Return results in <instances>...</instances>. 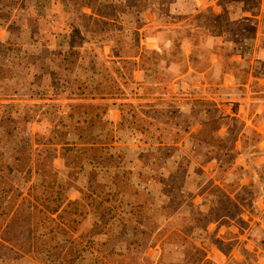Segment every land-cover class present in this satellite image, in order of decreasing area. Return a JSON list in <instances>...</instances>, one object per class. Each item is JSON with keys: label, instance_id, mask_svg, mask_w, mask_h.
<instances>
[{"label": "rangeland", "instance_id": "1", "mask_svg": "<svg viewBox=\"0 0 264 264\" xmlns=\"http://www.w3.org/2000/svg\"><path fill=\"white\" fill-rule=\"evenodd\" d=\"M77 1L0 0V67L2 68L0 71V174H3L2 170L8 168L13 170L10 179L7 180L8 183L2 185L4 200L3 225L0 229V264H49L45 253L37 252L36 246L44 243L41 234L57 225L52 222L35 227L32 213L26 210L25 203L22 202L23 197L29 195L24 196V192L32 178V175L24 171L38 165L39 153L36 151L39 147L43 149L54 147L53 144L51 146L45 141L54 135L55 126L30 125V122L36 120L35 123L46 124L55 120L57 110H54L55 105L50 100L58 98L64 90L62 85H65L61 79L72 80L64 77L62 73H66L65 69L75 68L77 56L82 52L91 51V48L96 49L82 41L87 38L83 30L74 28L76 25L80 27V24L84 28L96 27L97 38L102 35L114 40L116 45L113 53L116 55L121 54L118 52V38L120 36L122 38V34L132 25L136 26L135 21L138 20L135 11L129 13L117 11L118 8L121 9L120 4L125 1L92 0L99 12L91 14L89 18L84 14L70 11L71 6L77 4ZM126 1L128 5L134 2V0ZM163 1L168 8L174 4L178 5L176 14L179 19L176 18V14L174 19L171 14L164 13L166 16L162 21L175 20L179 23V33L176 34L178 37L175 38L177 42H180L186 32L192 34L195 38L197 63H201L206 57L205 53L215 46L205 42L210 40L208 31H215L213 27L222 22H225V26L230 23L236 26L233 28V31H236L234 35H238L239 39L236 48H239L237 50L245 59H239L241 65L236 69V74L241 81L245 78V70L248 69L247 78H250L251 89L254 87L251 91L252 99L249 98L250 101L252 100L251 107H255L251 116L259 112L260 117L256 120L255 126L252 124L241 128L238 125L233 126L234 131L238 128V136H236L238 140L240 139L238 142L229 143L216 138L213 134H209L213 128L210 125L207 127V138H212L208 142L212 148L215 146L217 154L220 153L218 160L222 163L214 168L215 162L208 159L207 166L212 165V168L205 178L206 181H203L202 199H190L184 206L179 203L181 201L178 198L175 201L170 200L169 206L173 211H178L176 208L179 205L183 207L179 210L181 213L175 212L177 213L174 214L175 219L166 223L164 227L160 225L159 216L147 222L144 226L146 230L144 239L138 237L142 229L137 235H132V239L125 238L121 246L119 235L122 234L124 225L118 222L115 216L110 215L106 219L107 216L104 214L110 208L113 209L112 211L118 209L115 205L107 206L103 202L94 204L104 213L100 212L99 217L92 220L96 227L93 232L81 230L83 219L86 217V208L80 204L78 213H73L70 217L66 215L60 217L57 223L75 231L76 236L87 233V236L83 237V253L87 260L81 264H92L93 256L108 253L109 247L103 248L100 245L101 239L95 237L97 236L95 233L104 230L108 225L114 227L115 236L112 239L114 248L128 253L132 264H141L144 257L150 258L152 264H264V33L260 32L264 29V0H250L252 13L244 17L239 16L236 20H231L232 17L227 10L217 12L214 0H209L210 3L205 8L200 0ZM29 27L30 31L27 29ZM225 30L230 31L228 27ZM164 33L166 37L171 35L169 29L164 30ZM256 36L262 37L263 40L259 39L256 42ZM73 37L79 39L77 43H72ZM247 38H249L248 44L242 45L241 42L246 41ZM106 64L103 59L97 60V66H92L96 67L93 68L96 71L95 75L99 79L105 78L104 87H118L113 84L115 78L110 76L112 72ZM248 79L245 78L244 82ZM162 86L164 83L160 84V87ZM78 87L81 89L80 85L76 88ZM69 91L71 94L72 89ZM56 92L58 94H55ZM76 92L79 93L80 90ZM160 98L163 97L160 95ZM162 103L169 105V102L162 101ZM170 104L172 106H169V111L173 115L176 104L173 102ZM159 119L162 120V117ZM68 129L59 123L57 129L59 136L64 137ZM162 130L164 133L166 127L164 126ZM44 138L46 139L43 140ZM164 141L158 138L155 142L146 145V153L155 152L157 161H162L164 157L169 159L171 163L166 166L169 170L185 168L188 158L183 151H187L188 155L192 154L193 150H190V146L188 149H182L181 145L176 146L170 142L172 139L168 137ZM226 150L232 155H222L227 152ZM161 167L162 165L158 163L156 169L159 170ZM169 176L172 179L178 178L175 173ZM184 177L188 181L186 183L189 188L196 186L197 174ZM34 182L36 183L37 180ZM174 182L178 180L168 181L171 189ZM156 183L158 184V180ZM55 190L56 188L46 189L36 186L33 192L40 197L36 201L50 198L52 200L48 202L55 205L59 199L57 197L61 196V192L52 193ZM175 190L178 195L177 192L181 189L176 187ZM98 193L91 194L93 199L105 202L107 197L102 198L97 195ZM159 195L164 199L167 198L161 193ZM90 200L91 198L86 202ZM150 200L147 201L145 208H147V216L152 218V213L159 209L161 200L159 198ZM150 203L153 207L149 206ZM82 211L84 214L81 216ZM204 214L206 215L202 216ZM53 217L56 218L57 214ZM128 229L124 236L129 235L128 231H132L131 228ZM69 245L61 243L56 250L62 249V255L67 254L71 250Z\"/></svg>", "mask_w": 264, "mask_h": 264}, {"label": "crops", "instance_id": "2", "mask_svg": "<svg viewBox=\"0 0 264 264\" xmlns=\"http://www.w3.org/2000/svg\"><path fill=\"white\" fill-rule=\"evenodd\" d=\"M122 1L125 2L120 4L121 9L118 8L117 11H135L138 20L135 21L136 26L132 25L122 34V38H118V52L121 54L114 55L116 44L112 38L102 35L97 38L96 27L84 28L80 24V27L76 25L74 28L83 30L87 38L82 41L96 49L92 50L90 47L91 51L82 52L77 56L75 68L65 69L66 73H62L64 77L72 80L61 79L65 85H62L64 90L58 98L50 100L55 105L54 110H57L55 120L46 124L35 123L36 120L30 122V125L55 126L54 135L45 141L54 147H39L36 151L39 153L38 165L24 171L32 175L24 196L31 193L36 186L56 188L52 193L61 192V196L66 198L60 211L68 208L69 202L76 200L80 201L81 206H85L86 217L82 222V231H95L92 220L98 218L102 212L94 205L96 202H103L107 206L115 205L118 210L112 211L110 208L107 213H102L106 214V219L110 215L115 216L124 225L123 232L119 235L121 246L125 238L132 239V235H137L142 229L138 237L144 239V226L152 219L159 216L160 225L164 227L175 219L174 214L181 213L179 210L190 199H202L203 181H206L205 178L212 168V165L207 166L208 159L215 162L214 168L222 163L218 160L220 153L217 154L215 146L212 148L208 142L212 139L207 138L206 129L209 125L214 129L209 134L232 143L240 140L236 138L238 128L234 131L233 126H255L260 117L259 112L254 114H257L255 117L251 116L255 110V107H251L252 100L250 101L254 87H250L248 69L245 70V78L248 79L246 83L245 78L238 80L236 74V69L241 65L239 59H245L237 50L239 48H236L239 39L238 35H234L236 31L233 28L236 26L233 23L225 26V22H222L213 27L215 31H208L210 40L204 41L215 46L205 53L206 57L201 63H197L195 38L192 34L186 32L180 42H177L175 38L178 37L176 34L179 33V23L175 20L162 21L166 16L164 13L171 14L175 19L178 5L168 8L163 0H134L129 5L126 0H119ZM200 1L204 8L210 3L209 0ZM249 3L250 0H214L217 12L229 11L231 20L250 15L252 8ZM70 11L84 14L88 18L99 12L92 0H78L77 4L71 6ZM227 27L230 31L225 30ZM27 29L30 31V27ZM166 29L171 31L169 37L164 33ZM260 32L264 33V29ZM248 39L241 44H248ZM259 39L263 40L256 36V42ZM77 40V37H73L71 41L77 43ZM100 59L107 62L106 66L112 72L110 76L115 78L113 84L118 87H104L105 78L99 79L95 75L93 68L96 67L92 66H97V60ZM162 83L164 86L160 87ZM78 85L81 89L76 88ZM69 89H72L71 94ZM77 90L80 92L77 93ZM162 101L169 102V105ZM171 102L176 104L173 115L169 111ZM59 123L69 128L64 137L59 136L57 131ZM164 126L166 130L163 133ZM166 137L172 139L170 142L176 146L181 145L179 147L182 149L190 146V150H193L192 154L189 153L190 156L187 151H183L188 158L185 168L169 170L166 167L171 163L169 159L164 157L162 161H157L155 152L146 153V145L158 138L164 141ZM226 151L222 155H232L229 150ZM158 163L162 165L159 170L156 169ZM171 173H175L178 178L172 179L169 176ZM193 174H197L196 186L189 188L184 176ZM170 180H178L172 184V189L168 185ZM176 187L181 189L177 192L178 195L174 192ZM96 192L102 198L107 197L105 202L93 199L91 194ZM159 192L167 198L161 197ZM85 198L88 201L91 198L90 202H86ZM156 198L161 200L160 207L153 211L150 218L145 207L147 201ZM176 198L181 201L179 203L182 206L176 208L178 211H173L169 202ZM149 206L153 207L152 203ZM126 227L132 231L124 236L129 230ZM114 233V227L108 225L104 230L95 233V237L101 239L100 245L103 248L109 247L111 250L115 249L112 242ZM63 244L69 245L68 242ZM61 251L63 252L62 249Z\"/></svg>", "mask_w": 264, "mask_h": 264}, {"label": "trees", "instance_id": "3", "mask_svg": "<svg viewBox=\"0 0 264 264\" xmlns=\"http://www.w3.org/2000/svg\"><path fill=\"white\" fill-rule=\"evenodd\" d=\"M2 68L0 67V71ZM1 92V91H0ZM4 171L3 174H0V229L3 225L2 218V204H3V194L4 191L2 189V185L8 183L7 180L10 179L13 170L12 168H8ZM37 192V191H36ZM40 197H38L37 193H29L27 197H23L22 202H24L25 207L29 212L32 213V218L35 227L44 226L46 223H56L57 226L54 228L51 227L47 232L41 234L44 238V243L36 246L37 252L45 253L46 261L49 264H81V262L86 261L87 257L85 253H83V237L87 236V233H81L80 235H74L75 231L70 230L65 225L61 223H57V220L60 217H70L73 213H78L80 201L76 200L74 202H69L68 208H65L63 211L61 210L62 204L66 199L63 196H59L57 198V204L52 205L48 201L51 202L52 199L45 198L41 199L39 202L36 201ZM104 210V208H103ZM63 212V213H62ZM57 214V217L54 218L53 215ZM84 212H81V216ZM73 221H76L73 219ZM46 240V241H45ZM70 241L71 251L69 253H64L62 255V251L56 250V248L61 243H66ZM52 247H51V246ZM47 247H51L49 250ZM92 264H132L131 257L128 253L111 249L108 253L103 255H95L93 256ZM141 264H152V261L148 257H144Z\"/></svg>", "mask_w": 264, "mask_h": 264}]
</instances>
